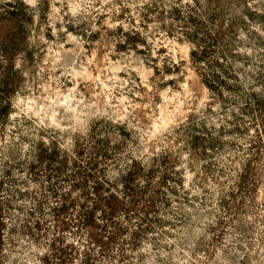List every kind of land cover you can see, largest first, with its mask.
<instances>
[{"label":"clouds","instance_id":"1","mask_svg":"<svg viewBox=\"0 0 264 264\" xmlns=\"http://www.w3.org/2000/svg\"><path fill=\"white\" fill-rule=\"evenodd\" d=\"M0 264H264V0H0Z\"/></svg>","mask_w":264,"mask_h":264},{"label":"trees","instance_id":"2","mask_svg":"<svg viewBox=\"0 0 264 264\" xmlns=\"http://www.w3.org/2000/svg\"><path fill=\"white\" fill-rule=\"evenodd\" d=\"M12 15L13 16H15V15H17L16 13H12ZM103 189V185H100L99 187H97L96 189H95V191H96V193L98 194V196H99V199H100V201H97L96 203H99V204H105V205H107V209H108V207L109 208H118V207H120V204H117L115 201H113L114 199H115V196H112V197H104L103 196V194H101V190ZM114 211V210H113ZM92 215H94V214H89V216H88V220H87V222L89 223V224H91V223H93V220H92Z\"/></svg>","mask_w":264,"mask_h":264},{"label":"rangeland","instance_id":"3","mask_svg":"<svg viewBox=\"0 0 264 264\" xmlns=\"http://www.w3.org/2000/svg\"><path fill=\"white\" fill-rule=\"evenodd\" d=\"M85 195H87V193H85ZM77 200H78V197H77ZM101 208V210L104 212L105 215H107V212H108V209H107V206L105 204H99L97 205V207Z\"/></svg>","mask_w":264,"mask_h":264}]
</instances>
